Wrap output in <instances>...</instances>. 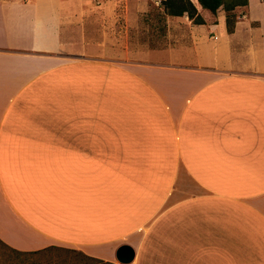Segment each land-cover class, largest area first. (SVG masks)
I'll return each instance as SVG.
<instances>
[{
  "label": "crops",
  "instance_id": "0c3cea01",
  "mask_svg": "<svg viewBox=\"0 0 264 264\" xmlns=\"http://www.w3.org/2000/svg\"><path fill=\"white\" fill-rule=\"evenodd\" d=\"M252 2L234 33L225 15L209 32L176 17L164 49L111 60L109 36L61 38L77 0H0V241L110 263L129 245L131 264H264Z\"/></svg>",
  "mask_w": 264,
  "mask_h": 264
},
{
  "label": "rangeland",
  "instance_id": "374dc122",
  "mask_svg": "<svg viewBox=\"0 0 264 264\" xmlns=\"http://www.w3.org/2000/svg\"><path fill=\"white\" fill-rule=\"evenodd\" d=\"M75 1V0H73ZM83 1V2H82ZM204 18L206 32L219 17L226 16L224 10L213 14L204 10L198 0H191ZM74 9L78 10L77 18H69L70 10L62 8V25L59 34L63 40L80 36L89 38L101 45L109 36L110 59L118 60L125 53L149 50H160L168 46L166 36L169 25L181 21L165 13L163 0H77ZM71 8L73 5H70ZM251 16L264 21V3L253 0L250 6ZM239 19L247 17V7L236 10ZM76 21V25H69ZM207 21V22H206ZM105 43V42H104ZM96 53V52H95ZM98 54H103L101 51ZM101 57V56H100ZM79 251L65 248H52L38 254L19 255L11 252L0 242V264H103L84 262ZM113 264H120L118 261Z\"/></svg>",
  "mask_w": 264,
  "mask_h": 264
},
{
  "label": "trees",
  "instance_id": "16d2710c",
  "mask_svg": "<svg viewBox=\"0 0 264 264\" xmlns=\"http://www.w3.org/2000/svg\"><path fill=\"white\" fill-rule=\"evenodd\" d=\"M199 5L204 9L217 14L219 10H224L226 13V26L227 31L231 34L234 33L236 24L238 22V15L236 10L238 8H245L249 6V0H198ZM165 13L171 17H184L187 16L194 24L202 25L205 23L204 18L198 11V8L191 0H163L162 2ZM1 242V241H0ZM5 247H7L11 252L19 255H29V254H38L44 251H47L52 248H48L36 252H20L14 249L9 248L3 242H1ZM56 248V247H54ZM75 251V250H72ZM82 257L81 262L95 261L103 264H113L110 262H105L90 256H87L83 253H79Z\"/></svg>",
  "mask_w": 264,
  "mask_h": 264
},
{
  "label": "water",
  "instance_id": "95a60500",
  "mask_svg": "<svg viewBox=\"0 0 264 264\" xmlns=\"http://www.w3.org/2000/svg\"><path fill=\"white\" fill-rule=\"evenodd\" d=\"M116 258L120 264H131L135 259V251L129 245H123L117 250Z\"/></svg>",
  "mask_w": 264,
  "mask_h": 264
}]
</instances>
